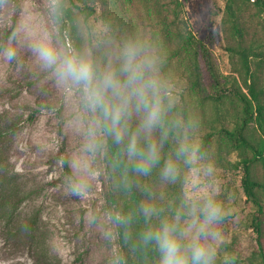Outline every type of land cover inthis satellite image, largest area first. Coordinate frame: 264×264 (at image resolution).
Masks as SVG:
<instances>
[{"label": "rangeland", "instance_id": "374dc122", "mask_svg": "<svg viewBox=\"0 0 264 264\" xmlns=\"http://www.w3.org/2000/svg\"><path fill=\"white\" fill-rule=\"evenodd\" d=\"M91 2L95 13L89 18V40L82 15L73 8L63 14L67 26L62 29L51 12L53 0H0V264H112L116 253L124 264H158L155 247L133 249L110 214L151 202L161 216H171L186 197L208 195L226 213L218 225L225 237L218 259L228 253L234 264H264L250 226L253 209L241 187L240 161L249 151L224 131L240 121L242 104L212 96L205 65L190 43L201 40L223 80H232L249 98L253 90L264 103V58L254 54L264 51V10L255 0ZM70 21L75 31L69 30ZM45 34L58 49L87 52L101 67L115 59L126 40L150 45L160 58V74L178 96L172 114L192 123L189 134L201 145L198 190L192 189L183 162L175 182H168L159 166L140 176L114 167L106 146L95 153L87 149L92 115L81 90L58 81L33 52ZM9 45L16 50L11 61L3 54ZM246 131L256 141L264 139L255 116ZM175 145L170 135L161 165L174 156ZM252 172L264 181L262 157ZM125 175L129 188L121 186ZM81 176L87 188L73 193L70 179ZM145 226L137 215L129 229L133 240ZM262 228L264 236V218Z\"/></svg>", "mask_w": 264, "mask_h": 264}, {"label": "clouds", "instance_id": "9594fccd", "mask_svg": "<svg viewBox=\"0 0 264 264\" xmlns=\"http://www.w3.org/2000/svg\"><path fill=\"white\" fill-rule=\"evenodd\" d=\"M51 12L54 18L59 14L56 0ZM33 52L58 81L81 90L84 108L92 115L86 129L90 152L103 151L110 138L120 146L114 167L123 162L126 170L147 176L159 166L161 178L168 182H175L183 162L188 166L192 189L198 190L200 142L189 134L192 123L172 114L178 96L160 74V58L146 41H124L115 59L110 58L102 67L87 52L58 49L46 34L33 44ZM3 54L11 61L16 50L9 45ZM170 135L176 137L174 156L161 165L162 149ZM69 186L73 193H83L87 182L81 176L70 179ZM121 186H131L126 175ZM160 211L151 202H141L138 210L114 212L109 220L124 229V238L131 241L133 249L154 246L158 264H234V257L228 253L218 259V249L225 241L218 225L226 213L214 196L199 200L186 197L171 216H161ZM137 215L143 217L146 226L133 240L129 229ZM112 264H124V257L114 254Z\"/></svg>", "mask_w": 264, "mask_h": 264}, {"label": "trees", "instance_id": "16d2710c", "mask_svg": "<svg viewBox=\"0 0 264 264\" xmlns=\"http://www.w3.org/2000/svg\"><path fill=\"white\" fill-rule=\"evenodd\" d=\"M91 1L94 0H57L59 14L56 17L61 22L62 29H65L67 26L64 21V15L72 11L71 8H73L79 15H82L83 24L86 27L88 37L90 38L89 40H91L92 24L90 23L89 18L95 13V6ZM255 2L261 6L262 10H264V0H255ZM67 16L69 18V15ZM68 26L70 31H75L74 25L71 21ZM190 43L198 51L205 65L212 96L218 100L225 97H233L242 104L243 115L240 121L237 122L231 130L225 129L224 131L230 141L234 142L238 147L249 151V155H243L240 161L242 169L241 187L246 202L253 209L250 226L254 233L256 248L259 250L264 260V236L262 228V220L264 218V197L261 196H264V181L256 179L252 172L254 161L259 157L264 159V139L256 141L252 139L246 131L249 119H252L254 116L258 119L261 127L264 128V103L260 102L255 97L256 95L253 90H250L251 97L249 98L247 94L236 86L232 80L224 81L223 77L218 73L215 67L211 53L201 40L192 39ZM254 54L264 58V51ZM252 100H255L254 108L251 106ZM106 148L113 163V161L120 156V146L114 144L109 138L106 141ZM121 160L126 161V157L121 156ZM118 168L126 170L123 162ZM126 171L131 172L130 169Z\"/></svg>", "mask_w": 264, "mask_h": 264}]
</instances>
